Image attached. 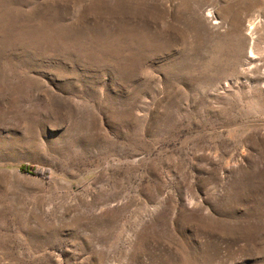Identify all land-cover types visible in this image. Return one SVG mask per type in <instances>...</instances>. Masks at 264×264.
<instances>
[{
	"label": "rangeland",
	"instance_id": "374dc122",
	"mask_svg": "<svg viewBox=\"0 0 264 264\" xmlns=\"http://www.w3.org/2000/svg\"><path fill=\"white\" fill-rule=\"evenodd\" d=\"M0 264H264V0H0Z\"/></svg>",
	"mask_w": 264,
	"mask_h": 264
}]
</instances>
